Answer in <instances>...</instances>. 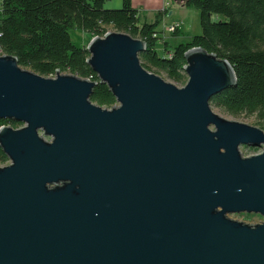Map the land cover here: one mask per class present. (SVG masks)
Wrapping results in <instances>:
<instances>
[{
	"label": "water",
	"instance_id": "95a60500",
	"mask_svg": "<svg viewBox=\"0 0 264 264\" xmlns=\"http://www.w3.org/2000/svg\"><path fill=\"white\" fill-rule=\"evenodd\" d=\"M86 49L111 108L98 82L0 56V120L24 125L0 128V264H264V222L229 217L264 218V130L211 107L237 84L230 62L189 50L180 88L126 33Z\"/></svg>",
	"mask_w": 264,
	"mask_h": 264
},
{
	"label": "trees",
	"instance_id": "16d2710c",
	"mask_svg": "<svg viewBox=\"0 0 264 264\" xmlns=\"http://www.w3.org/2000/svg\"><path fill=\"white\" fill-rule=\"evenodd\" d=\"M106 2L3 0L0 56L17 57L22 68L45 78L60 72L98 82L91 100L111 108L116 99L107 85L99 83L87 63V45L76 46L73 32L87 34L89 42L112 30L140 39L147 44V51L140 55L143 67L181 84L188 81L185 54L200 47L228 60L237 77L236 86L214 96L211 106L233 117H255L257 126L264 129V0H185L187 8L200 12L202 34L174 45L158 30L169 11L158 12L153 23H142L132 0H123L122 8L117 10L108 9ZM172 37H184L183 30L177 29ZM2 126L19 129L24 125L0 120ZM8 162L0 147V164Z\"/></svg>",
	"mask_w": 264,
	"mask_h": 264
},
{
	"label": "rangeland",
	"instance_id": "374dc122",
	"mask_svg": "<svg viewBox=\"0 0 264 264\" xmlns=\"http://www.w3.org/2000/svg\"><path fill=\"white\" fill-rule=\"evenodd\" d=\"M122 5H123V0H107V2H106V7L108 9H113V10L121 9ZM171 13H173V14L170 16ZM215 20H217V19H215ZM176 21H183L184 22V26H185L186 32H188V34H190L192 36L202 34V27L200 24V12L194 8H191V9L181 8L180 5H178V2L176 3L175 1L171 0L168 17H167V20L165 23H168V24L172 23L173 24V22H176ZM165 23H162L159 26V30L164 29ZM112 31H114V30H112ZM71 37H72L73 42L76 44V46L83 47L86 45L88 46V44H89V37L87 34H85L83 32H80V31L73 32L71 34ZM187 40H188L187 38H182L177 42L181 43V42H186ZM162 77L165 78L164 76H162ZM165 79H167V78H165ZM173 83L180 88L185 86V84L176 83V82H173ZM211 107H212L213 112H215L216 114H218V115H220L226 119L236 120V121L246 123L249 125H253V126L258 125L255 117H250V118H247L245 116L233 117V116L223 112L222 110H220L216 107H213V106H211ZM240 151L243 154V156L248 157V156L261 154L263 152V149H260V148L254 149L251 147H241ZM9 163H10V161L7 164H0V167H5V166L9 165ZM229 217L233 220L245 222L246 224H259L261 222H264V218L261 217L260 215H257V214L241 213V214H233V215H230Z\"/></svg>",
	"mask_w": 264,
	"mask_h": 264
},
{
	"label": "crops",
	"instance_id": "0c3cea01",
	"mask_svg": "<svg viewBox=\"0 0 264 264\" xmlns=\"http://www.w3.org/2000/svg\"><path fill=\"white\" fill-rule=\"evenodd\" d=\"M132 1H133V7L138 11L139 17L142 23H153L156 19V15L158 12L169 11L170 2H171V0H132ZM173 1H175L176 3L178 2V5H180L181 8L191 9L185 6L184 4L185 0H173ZM172 14L173 13H171L170 16ZM167 17H168V14L164 17V20L162 21V23L166 22ZM176 22H173V24L165 23L164 29H161V30L158 29L160 32H162L164 39L172 43L173 45L176 43H179L177 41H179L182 38H187L189 40V38L193 37L192 35L188 34V32H186V28L184 26L183 21H176ZM176 24L181 25V29L183 30L184 37L175 39L172 37L173 33L165 32L167 31V27H171L172 25H176ZM158 50L160 51V53H162L163 51L162 44L159 45Z\"/></svg>",
	"mask_w": 264,
	"mask_h": 264
},
{
	"label": "built area",
	"instance_id": "2783aa9c",
	"mask_svg": "<svg viewBox=\"0 0 264 264\" xmlns=\"http://www.w3.org/2000/svg\"><path fill=\"white\" fill-rule=\"evenodd\" d=\"M2 5H3V0H0V13L2 11ZM177 29H181V25L176 24V25H172L171 27H167V31H165L166 33H174Z\"/></svg>",
	"mask_w": 264,
	"mask_h": 264
},
{
	"label": "flooded vegetation",
	"instance_id": "af4514ba",
	"mask_svg": "<svg viewBox=\"0 0 264 264\" xmlns=\"http://www.w3.org/2000/svg\"><path fill=\"white\" fill-rule=\"evenodd\" d=\"M22 128V127H21ZM48 140H50V139H48Z\"/></svg>",
	"mask_w": 264,
	"mask_h": 264
}]
</instances>
